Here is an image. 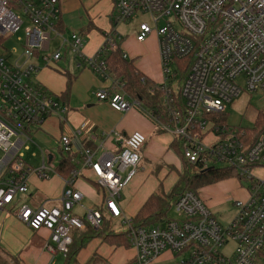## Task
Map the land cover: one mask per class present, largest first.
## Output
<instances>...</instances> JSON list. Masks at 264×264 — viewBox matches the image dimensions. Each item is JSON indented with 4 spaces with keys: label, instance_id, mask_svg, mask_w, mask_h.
<instances>
[{
    "label": "built area",
    "instance_id": "obj_1",
    "mask_svg": "<svg viewBox=\"0 0 264 264\" xmlns=\"http://www.w3.org/2000/svg\"><path fill=\"white\" fill-rule=\"evenodd\" d=\"M136 14L149 16L152 27L140 24L136 41L156 35L162 72V81L154 84L161 111H147L148 116L180 141L188 164L233 168L246 185L247 199L233 202L237 214L226 227L193 192L172 203L180 220L133 226L117 200L137 174L146 138L140 132L125 137L112 132L121 145L117 153L103 150L95 157L96 152L85 148L78 153V169L89 170L104 191L101 210L85 209L81 217L73 213L82 209V195L72 189V180L80 173L75 169L65 182L59 207L21 205L15 216L34 232L47 231L49 243L64 257L71 232L87 226L98 229L105 215L126 226L129 246L135 251L129 264H160L164 254L170 255L165 262L184 256L177 264H264V128L253 140V129L230 127L221 118L242 90L264 93V0H113L112 28L92 56L82 53V35L64 38L57 28L59 0H0V210L16 194L27 192V175L47 178L43 168L26 167L22 150L46 118L65 114L45 89L29 83L38 71L30 60L40 58L47 67L62 59L65 47L86 69L107 79L106 57L119 51L120 37L113 28ZM25 24L18 39L21 55L11 61L17 51L9 41ZM53 40L60 45L56 51H50ZM121 56L126 59V54ZM95 96L118 113L141 107V101L129 97L117 81L111 90H99ZM59 147L75 161L69 137L61 136ZM256 170L262 174L256 175ZM230 245L233 248L226 254Z\"/></svg>",
    "mask_w": 264,
    "mask_h": 264
},
{
    "label": "crops",
    "instance_id": "obj_2",
    "mask_svg": "<svg viewBox=\"0 0 264 264\" xmlns=\"http://www.w3.org/2000/svg\"><path fill=\"white\" fill-rule=\"evenodd\" d=\"M112 3L113 0H59L60 33L64 38H69L72 33L82 35L85 41L82 53L92 56L101 47L104 33L111 29L112 14L109 17L110 29L102 20L96 32L87 14H91L92 20L95 21L107 15V8L112 6ZM113 29L116 30V26ZM137 31L126 40L118 35L120 37L117 42L118 50L126 54V60L131 61L140 74L150 82L159 84L162 81V72L157 37L151 34L143 42H137ZM55 41L57 42L55 48L50 51H56L60 47L59 42ZM62 51V59L47 67H43L40 58L30 60L31 64L38 67V71L30 77L32 83L30 78L28 79L29 83L45 89L53 97L54 102L65 109V114L62 118L56 116L46 118L41 126L30 134L31 142L27 143V150L23 151V162L26 167L31 171L43 168L47 178H38L34 173L27 175V192L16 194L13 202L0 210V245L5 247H0V256L4 258L6 264H13L12 260L18 264H55L59 252L55 251L53 244L49 243L48 232L30 230L15 216V212L21 205L32 209L41 206L59 207L65 182L68 178L70 179V175L63 178L56 170L60 161L68 158L59 147L61 136H67L71 140V150L75 161L70 160L75 169H78V153L82 148L96 152L95 157L103 150L117 153L121 145L113 137L112 132H117L123 137L133 132H140L145 136L146 142L140 153L137 174L128 187L123 189L124 192L120 193L117 200L122 215L131 218L129 220L131 222L148 198L161 189L159 182L152 177L154 169L151 165L159 164L161 159L165 158L166 165L175 168L176 181L181 171V158L171 148L175 137L162 131L159 125L148 116L142 104L140 108L134 107L126 112L118 113L113 111L107 102L99 101L95 93L103 89L111 90L115 81L112 75L109 74L107 79H102L86 69L68 48L64 47ZM10 60L12 61L11 57ZM72 182V189L82 195V209H74L75 215L81 217L85 209H102L104 191L96 185L89 170L80 171ZM242 182L240 179L233 178L209 185L201 188L198 196L204 197L207 190L215 191L218 187L229 185L234 195L236 193L240 195L236 200L243 201L247 199V191L246 187L241 188L239 183ZM167 188L164 187V192ZM201 191H203L202 194ZM164 192L162 191L163 194ZM206 205L209 208L208 204ZM104 218L109 223L112 221L105 215ZM119 223L121 224L120 221ZM75 231L79 232V230H73L71 238ZM117 234L121 233H115L109 238L107 234L96 235L87 240L75 256L76 264H129L132 262L135 257L134 249L120 244L118 238H114ZM169 256V254L162 255L159 263L165 264Z\"/></svg>",
    "mask_w": 264,
    "mask_h": 264
},
{
    "label": "trees",
    "instance_id": "obj_3",
    "mask_svg": "<svg viewBox=\"0 0 264 264\" xmlns=\"http://www.w3.org/2000/svg\"><path fill=\"white\" fill-rule=\"evenodd\" d=\"M57 28L60 29L59 23L57 24ZM106 63L109 74L112 75L115 81L123 84L124 92L129 97L139 99L146 111L152 110L155 114L161 111L157 106L159 103V97L157 92L154 91V83L150 82L140 74L131 61L123 59L121 52L117 51L110 53L106 57ZM263 128L264 112H258L253 123V140L259 136V133ZM171 148L181 158V171L178 173L177 181L167 195L163 194L160 189L148 198L134 218H132L133 226L149 227L166 219L167 214L172 207V203H174L176 199L185 192H193L198 195V191L206 186L233 178L239 179L236 171L230 167L203 169L199 165L188 164L182 157L181 143L177 138L174 139ZM74 169L75 166L71 163V160L68 157L63 158L60 161L56 170L60 176L67 178ZM108 224V220L104 218L103 223L98 230L87 226L82 232L79 231L76 233L77 231H75L64 264H76L75 256L77 252L90 238L101 234H107L108 238L109 236L115 235L113 231L108 230ZM114 238H118L120 244L129 246L126 233L117 234ZM0 261L1 264H6V261L1 256ZM12 263L18 264L15 260H12Z\"/></svg>",
    "mask_w": 264,
    "mask_h": 264
},
{
    "label": "rangeland",
    "instance_id": "obj_4",
    "mask_svg": "<svg viewBox=\"0 0 264 264\" xmlns=\"http://www.w3.org/2000/svg\"><path fill=\"white\" fill-rule=\"evenodd\" d=\"M107 9H108L107 15H105L104 17H99L95 21L92 20L91 14L89 13L87 14V17L88 19H90L94 31L97 28H99L102 20L105 21V26L109 28L110 26L109 17L113 12V3L112 6L110 5V7ZM140 24H148V26L152 27L151 25L152 23H150L149 16H147L146 14H139V15L136 14L131 19L117 25L115 31L118 35H120L123 38V40H126L135 34ZM26 26H27L26 24L23 25L19 30V32L15 36H13L9 41L10 48L15 49L17 51L15 55L11 56L12 60L18 59L19 56L21 55L20 52L21 41L18 39H22L24 34V29L26 28ZM111 28H112V24H111ZM56 43L57 42L55 40L50 43L51 50L55 48ZM31 81L32 79L30 78V82ZM238 82H240L241 84L240 79L238 80ZM258 112H264V93L261 91L249 93L246 90H242V93L237 98H234L232 102L225 107V111L221 115V118L230 127L253 129L255 116ZM23 151L24 150H22V154L24 153ZM164 160L165 158H162L161 163L155 165L152 164L151 168L154 169L152 173V177L159 182L160 184L159 187H161L162 191L164 192V187L165 188L168 187L167 191L164 192L165 195H167L171 191L172 187L176 182L177 173L175 171V168L167 166L166 161ZM255 173L256 175L262 174V172H259L258 170H256ZM239 184L241 188L246 187L244 182ZM229 188H230L229 185H223L221 187H218L215 191L207 190L204 196L205 198L207 197V199H204L202 195L200 196L201 197L200 199L203 201V203H205V201L207 202L206 204H208L209 206V208L208 207L207 208L209 209L211 215L222 227H226L237 214L236 209L233 206V202L237 198H239L240 195L239 193H236V195H234ZM121 192L123 193L124 190ZM200 193L202 194L203 191H201ZM124 218L126 220H131V218H129L128 216L126 217L124 216ZM167 218L171 220H180V216L176 213L174 208H171L169 210L167 214ZM108 230H111L115 233H124L126 231V226L121 225L119 223V220H112L108 224ZM0 247L5 248L4 245H0ZM232 248L233 246L230 245L225 249L224 252L226 254H229ZM183 257L184 256H177L172 261L165 262V264H177ZM64 260L65 257L63 256V254L58 253L55 264H64Z\"/></svg>",
    "mask_w": 264,
    "mask_h": 264
}]
</instances>
